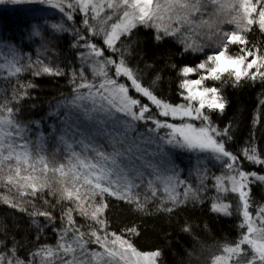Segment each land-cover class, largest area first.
<instances>
[{
    "label": "snow or ice",
    "instance_id": "6c2138e0",
    "mask_svg": "<svg viewBox=\"0 0 264 264\" xmlns=\"http://www.w3.org/2000/svg\"><path fill=\"white\" fill-rule=\"evenodd\" d=\"M211 3L215 20L203 19L205 0H0L35 21L25 32L40 42L33 60L0 41V69L16 80L10 94L0 88V204L26 214L34 229L31 240H17L0 222V264H160L163 248L138 249L141 225L114 219L119 206L175 220L200 243L203 264H264V192L254 199V188L264 189V144L221 119L229 87L258 86L264 97V39L254 35L264 37V0ZM64 35L75 56L61 64L45 54ZM169 41L175 46L160 51ZM42 76L64 78L70 89L45 114L60 121L47 133L43 117L20 119ZM260 105L253 126L264 124ZM74 114L98 126L94 135ZM45 136L55 145L50 155ZM185 154L195 157L187 175ZM189 206L235 219L237 238L200 241L183 215Z\"/></svg>",
    "mask_w": 264,
    "mask_h": 264
},
{
    "label": "trees",
    "instance_id": "16d2710c",
    "mask_svg": "<svg viewBox=\"0 0 264 264\" xmlns=\"http://www.w3.org/2000/svg\"><path fill=\"white\" fill-rule=\"evenodd\" d=\"M217 3L222 4L220 0ZM228 3V2H227ZM7 8V9H6ZM0 5V41L12 42L17 47L21 48L25 53H31L33 60L35 57V50L39 47V38H33L35 42L28 39L26 35V28L35 21L30 19L28 16H23L22 12L18 11L14 7H6ZM14 14L17 16V24L12 26L10 30V21ZM219 14V9L213 7L211 0H205V7L202 9V17L204 20H215ZM21 15V16H19ZM196 32H201L199 28L195 29ZM207 31V29H204ZM203 33L201 32V35ZM255 39L257 41L264 39L259 33H255ZM252 39L253 37H249ZM70 38L68 35L62 36L59 40L55 41L54 49L46 53V56H52L56 62L61 64L73 61L75 53L69 47ZM174 42L169 41L166 43L160 51L166 48L174 47ZM155 51V50H154ZM151 55V52L149 53ZM41 59H45V56H41ZM179 63H187V60L181 61L179 57L176 58ZM189 60L191 57L188 58ZM163 63V61H161ZM8 73L0 70V88L8 89L9 94L11 92V86L15 85L16 80L13 78L10 81L7 79ZM168 74H165L167 80ZM25 81L32 79L30 75H24L22 77ZM35 84L38 87L31 92L32 99L26 100L24 103L23 114L20 117L22 120H40L43 119V130L45 133L48 132L49 121L55 123L57 127H60L58 118H49L45 114L54 111L56 108L57 99L60 98V93H68L70 91L67 87V81L64 78H53L49 76H42L35 79ZM167 88V84H165ZM174 87V85H173ZM227 96L229 106L226 109V115L221 117L224 123L230 120H235L237 124V135L247 140L249 134L253 133L257 143L264 144V124L257 123L255 126L252 124L253 117L258 114L261 108L260 100L264 97L260 96L261 89L257 87H241L231 88L227 90ZM35 105L34 108L29 107ZM64 114V110H60V115ZM84 126V125H83ZM96 129V128H95ZM38 131L33 129V132ZM86 133L88 135H94V130L87 128ZM59 134V133H57ZM29 138L34 139L32 133H29ZM45 145L47 153L50 155L53 148L55 147L52 139L45 136ZM96 142L103 144L104 140L100 137H96ZM180 160L181 157H180ZM183 161V160H182ZM189 162L181 164V168L184 169V175H187V169ZM212 172H219L218 168L211 167ZM262 190L260 187L254 188V199L260 200ZM3 190H0L2 192ZM264 192V191H263ZM123 206H119L113 209L114 219L121 224L136 223L141 225V236L137 239V247L140 250L148 251L154 248H163L164 255L161 260V264H180L181 261L184 264H188V252L195 249L194 255L191 257V264H203L204 257L200 254V243L193 238V236L186 235L179 232L178 225L175 220L171 224L166 218L155 216V217H143L137 218L130 214L126 209L120 210ZM190 218L194 235H198L200 241L207 245L214 244L217 240L235 239L238 236V230L234 227L238 221L232 218L224 217L222 214L217 216L211 213L207 206L197 207L194 210L189 206V212L183 214ZM42 220V218H41ZM183 217L181 218V221ZM0 222L7 225L9 233H15L16 239L19 240L27 234L28 239H32L34 233L33 230H28L29 220L26 214L19 213L7 206L0 204ZM207 223L208 230H203V225ZM26 230H28L26 232ZM164 233H169L167 239ZM45 235L49 238L48 243H54V233L51 230L46 231ZM207 253L204 254L206 256Z\"/></svg>",
    "mask_w": 264,
    "mask_h": 264
},
{
    "label": "rangeland",
    "instance_id": "374dc122",
    "mask_svg": "<svg viewBox=\"0 0 264 264\" xmlns=\"http://www.w3.org/2000/svg\"><path fill=\"white\" fill-rule=\"evenodd\" d=\"M220 2L222 3V4H226L227 2H228V0H220ZM220 4V3H219ZM1 6H4V8H6V7H8V8H10V7H13V6H11V5H1ZM7 9V8H6ZM22 15L23 16H27L26 14H24V13H22ZM6 49H0V63H3V56H4V54L6 53ZM0 70H2V72H5V73H7V71H5L4 69H0ZM52 122V120L51 121H49V124H52L51 123ZM56 122H59L60 123V121H56ZM73 123H78L79 124V128H80V130L81 131H83V132H85L86 133V131H87V128L89 129H91V130H94L95 128H97L98 126L93 122V123H89V122H87V121H84L83 119H80L79 121H77L76 120V117H75V114L73 115V121H72ZM84 125V126H83ZM87 134V133H86ZM79 138V137H78ZM20 143H23V141H20ZM181 159L184 161V162H189V160H191V162L192 163H194L195 162V157L194 156H191V157H189L188 156V154H185V155H183V156H181ZM189 167V166H188ZM150 177H148L147 175L145 176V179H149ZM264 191V189L262 190V192ZM161 264V263H160Z\"/></svg>",
    "mask_w": 264,
    "mask_h": 264
},
{
    "label": "bare ground",
    "instance_id": "6f19581e",
    "mask_svg": "<svg viewBox=\"0 0 264 264\" xmlns=\"http://www.w3.org/2000/svg\"><path fill=\"white\" fill-rule=\"evenodd\" d=\"M19 16H21V15H19ZM11 24H12V26H15V24H17V16H16V14H14L12 20L10 21V26L8 27L9 30L11 28ZM69 44H70V41H69Z\"/></svg>",
    "mask_w": 264,
    "mask_h": 264
}]
</instances>
